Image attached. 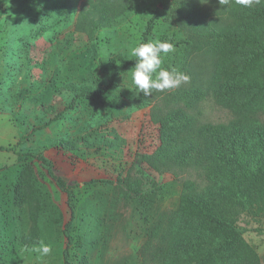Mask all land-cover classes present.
I'll use <instances>...</instances> for the list:
<instances>
[{
    "label": "rangeland",
    "instance_id": "obj_1",
    "mask_svg": "<svg viewBox=\"0 0 264 264\" xmlns=\"http://www.w3.org/2000/svg\"><path fill=\"white\" fill-rule=\"evenodd\" d=\"M92 2L0 0V146L5 148L0 151V264H64L61 230L69 209L39 155L50 161L74 198L69 262L130 264L152 226L177 208L181 179L200 182L193 170L143 164L141 153L156 141L143 143L139 131L154 132L153 117L179 109L196 123L232 118L211 95L193 106L179 97L181 90L209 80L216 57L209 51L187 53L185 32L161 0H135L129 17L113 26L104 25ZM251 6L264 7V0H253ZM153 14L147 41L173 43L175 50L164 57L162 67L176 68L189 80L137 96L129 90L134 66L123 65L134 59L128 48L140 42ZM87 85L108 89L100 99L73 100L70 87ZM118 175L124 176L123 184L115 183ZM237 225L255 252L247 263L264 264V213L241 214ZM19 236L42 240L19 246ZM42 243L51 248L46 257L35 251Z\"/></svg>",
    "mask_w": 264,
    "mask_h": 264
},
{
    "label": "trees",
    "instance_id": "obj_2",
    "mask_svg": "<svg viewBox=\"0 0 264 264\" xmlns=\"http://www.w3.org/2000/svg\"><path fill=\"white\" fill-rule=\"evenodd\" d=\"M161 2L168 16L185 32L182 42L187 53L209 51L216 57L209 80L181 90L179 97L193 106L211 95L231 111L232 118L227 122L196 123L179 109L153 117L151 121L158 127L154 132L139 131L143 143L156 141L150 151L141 153L143 164L154 169L193 170L200 182L181 179L177 208L163 214L152 226L139 257L130 264H252L246 259L255 258V252L243 239L237 222L241 214L264 213V7H244L236 0L222 5L219 0ZM134 5L135 0L92 2L105 26L126 20ZM155 18L153 14L146 22L140 42H148ZM134 64L133 59L129 60L123 69ZM113 81L111 74L109 83ZM107 89L87 85L72 86L69 91L73 100L100 99ZM4 149L0 146V151ZM38 157L66 196L69 217L61 233L67 246L71 240L68 228L75 219L74 198L70 186L54 175L50 161ZM124 180L118 175L115 183L123 184ZM130 191L144 196L140 190ZM41 240L40 236L16 239L19 246L25 247ZM66 246L64 264H71Z\"/></svg>",
    "mask_w": 264,
    "mask_h": 264
},
{
    "label": "clouds",
    "instance_id": "obj_3",
    "mask_svg": "<svg viewBox=\"0 0 264 264\" xmlns=\"http://www.w3.org/2000/svg\"><path fill=\"white\" fill-rule=\"evenodd\" d=\"M259 2V0H257ZM229 0H219V4H228ZM236 3L249 7L253 0H236ZM174 45L168 40H155L139 42L128 48V54L135 61L131 71L130 91L135 95L143 94L145 97L152 96L153 92H163L178 88L187 83L189 77L176 68L162 67L164 57L173 52ZM41 257H46L51 248L46 244L35 249Z\"/></svg>",
    "mask_w": 264,
    "mask_h": 264
}]
</instances>
